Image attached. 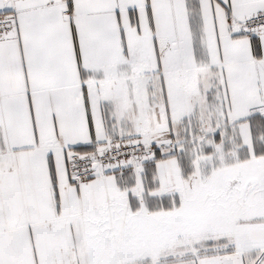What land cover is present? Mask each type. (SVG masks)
I'll use <instances>...</instances> for the list:
<instances>
[{
    "label": "snow or ice",
    "instance_id": "snow-or-ice-1",
    "mask_svg": "<svg viewBox=\"0 0 264 264\" xmlns=\"http://www.w3.org/2000/svg\"><path fill=\"white\" fill-rule=\"evenodd\" d=\"M0 264H264V0H0Z\"/></svg>",
    "mask_w": 264,
    "mask_h": 264
}]
</instances>
